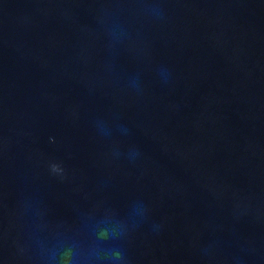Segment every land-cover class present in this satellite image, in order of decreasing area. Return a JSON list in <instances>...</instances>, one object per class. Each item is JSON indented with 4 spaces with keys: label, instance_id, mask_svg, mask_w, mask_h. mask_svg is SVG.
Instances as JSON below:
<instances>
[{
    "label": "water",
    "instance_id": "water-1",
    "mask_svg": "<svg viewBox=\"0 0 264 264\" xmlns=\"http://www.w3.org/2000/svg\"><path fill=\"white\" fill-rule=\"evenodd\" d=\"M241 2L264 28V0H241Z\"/></svg>",
    "mask_w": 264,
    "mask_h": 264
}]
</instances>
